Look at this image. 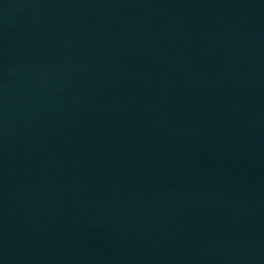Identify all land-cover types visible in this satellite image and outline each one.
<instances>
[{
  "label": "water",
  "instance_id": "obj_1",
  "mask_svg": "<svg viewBox=\"0 0 264 264\" xmlns=\"http://www.w3.org/2000/svg\"><path fill=\"white\" fill-rule=\"evenodd\" d=\"M0 264H264V0H0Z\"/></svg>",
  "mask_w": 264,
  "mask_h": 264
}]
</instances>
